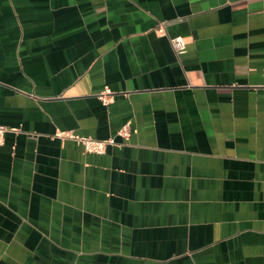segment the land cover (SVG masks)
Here are the masks:
<instances>
[{
  "label": "crops",
  "instance_id": "0c3cea01",
  "mask_svg": "<svg viewBox=\"0 0 264 264\" xmlns=\"http://www.w3.org/2000/svg\"><path fill=\"white\" fill-rule=\"evenodd\" d=\"M263 70L264 0H0V264H264Z\"/></svg>",
  "mask_w": 264,
  "mask_h": 264
},
{
  "label": "built area",
  "instance_id": "2783aa9c",
  "mask_svg": "<svg viewBox=\"0 0 264 264\" xmlns=\"http://www.w3.org/2000/svg\"><path fill=\"white\" fill-rule=\"evenodd\" d=\"M158 31L160 33H164L165 31L164 25H161ZM171 42L177 55L180 56L185 53L186 44L182 37L173 38ZM263 78H264V70H263ZM110 95H111L110 91H105L99 96V98L105 105H107L110 102V98H109ZM8 132L9 129L6 126L0 125V146H3L5 144L6 134ZM132 134H133V128L130 123L124 125L118 132V136L121 137L124 141H129ZM56 136L61 139L74 140L75 142L83 146L84 151L86 153H92L98 155H104L109 147L118 146V143L116 142L115 138H110L107 140H97L91 137L79 136L72 133H64V132L57 133Z\"/></svg>",
  "mask_w": 264,
  "mask_h": 264
}]
</instances>
